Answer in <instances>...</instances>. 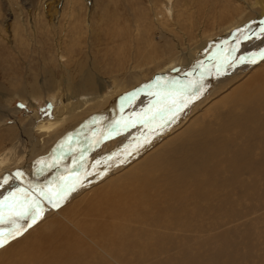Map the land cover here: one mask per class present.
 Instances as JSON below:
<instances>
[{
  "label": "rangeland",
  "instance_id": "374dc122",
  "mask_svg": "<svg viewBox=\"0 0 264 264\" xmlns=\"http://www.w3.org/2000/svg\"><path fill=\"white\" fill-rule=\"evenodd\" d=\"M263 12L264 0H0V215L22 202L12 177L28 196L45 178L37 198L55 204L25 196L27 215L9 217L31 220L0 264L58 248L79 264H264ZM246 50L261 55L249 68L234 57Z\"/></svg>",
  "mask_w": 264,
  "mask_h": 264
},
{
  "label": "bare ground",
  "instance_id": "6f19581e",
  "mask_svg": "<svg viewBox=\"0 0 264 264\" xmlns=\"http://www.w3.org/2000/svg\"><path fill=\"white\" fill-rule=\"evenodd\" d=\"M260 17H259V19L260 18H264V12L261 14V15H259ZM264 20V19H263ZM261 22V21H260ZM264 24V23H263ZM249 27V26H248ZM232 28V27H231ZM261 29V28H260ZM264 30V29H263ZM245 31H246V29H244V30H240L239 32H237L236 31V33H235V35H234V38H233V35H229V38L231 39V41H234V40H236L237 42L239 41V42H241V37H243L244 36V34H245ZM255 31V30H254ZM257 32V31H256ZM249 33V32H248ZM228 37V36H227ZM244 38V37H243ZM230 41V42H231ZM221 43V42H220ZM214 47V46H213ZM222 47L223 48H228V47H226V44L225 45H222ZM230 48V47H229ZM262 48L264 49V45L262 46ZM213 49V48H212ZM226 50V49H225ZM261 49H259V51H260ZM220 51H222V49L221 48H218V46H217V48L216 49H214V51H212L211 52V55H208V56H210L209 58L210 59H212L213 57H217L220 53ZM230 52V54L229 55H232V54H234V52H231L230 50L228 51V52H223V54H227V53H229ZM252 52V53H251ZM255 52H257V51H253V50H246V51H244V56H242L240 53H238L236 56H234L235 57V59H237L238 57H244V58H242V60H248V62H246V63H242V67L243 68H249L250 66H252V64L253 63H255L256 62V60L257 59H261V55L260 56H254V55H251V56H253V57H251V56H247V55H249V54H254ZM190 54V53H189ZM220 57H223V55H222V53L219 55ZM213 60V59H212ZM219 60H220V58H219ZM238 60V59H237ZM221 61V60H220ZM204 62V61H203ZM229 62V61H228ZM208 63V62H207ZM217 63H220V65L219 64H217ZM214 64H217L218 66H222L224 63L221 61V62H217V61H215L214 63H213V65ZM209 65V64H208ZM229 65V64H228ZM236 69H238V68H236ZM209 71H213V69L212 68H210L209 66H208V68H207V70L204 72V73H202V75L203 74H205L206 72H209ZM242 71V70H241ZM243 72V71H242ZM197 73V72H196ZM261 75L264 77V72H262L260 75L259 74H257L255 77H254V79H259V81H261L260 83H259V86H258V88H260V89H262V88H264V81H262V78H261ZM201 76V75H200ZM193 77H194V75H193ZM261 78V79H260ZM177 80V79H176ZM196 80V79H195ZM172 83V82H171ZM257 88V89H258ZM251 93V92H250ZM247 95V94H246ZM256 95H257V93H256ZM258 96V95H257ZM235 97V96H234ZM239 98L240 97H242L241 95L240 96H238ZM245 98H248V95L245 97ZM249 98H250V94H249ZM139 99V98H138ZM255 99V98H254ZM253 99V100H254ZM238 101H240V100H238ZM242 101H244V100H242ZM249 101V100H248ZM261 102H262V99L260 100ZM245 102V101H244ZM248 103V102H247ZM246 103V104H247ZM239 104H243V103H241V102H239ZM262 104V103H261ZM231 105H234V104H230V106ZM113 107V106H112ZM236 107V106H235ZM237 107H239V106H237ZM236 107V108H237ZM110 108V107H109ZM138 109V108H137ZM234 109V108H233ZM139 110V109H138ZM250 111V110H249ZM135 112V111H134ZM251 112V111H250ZM243 114H245V113H243ZM246 115V114H245ZM250 115H254V114H252V112H251V114ZM136 116V115H135ZM247 116V115H246ZM253 117V116H252ZM251 119V118H250ZM253 121H255L254 119H252ZM241 123V122H240ZM242 124V123H241ZM223 129V128H222ZM224 131H227V130H225L224 129ZM247 132V131H246ZM224 136H226V135H224ZM237 136V135H236ZM231 140V139H230ZM220 143V142H219ZM226 143V142H225ZM72 144V143H71ZM68 145V144H67ZM237 152V151H236ZM192 154V153H191ZM78 155V154H77ZM50 158V157H49ZM62 159V158H61ZM48 160V159H47ZM63 161H65V159L63 160ZM152 161H154L153 159H152ZM61 163L63 164L64 162H55V163H53L54 165H53V167H51V170L54 168V170L56 169V167H57V165L59 166V165H61ZM157 163V162H156ZM155 163V164H156ZM151 164V163H150ZM154 165V164H153ZM156 166H157V164H156ZM138 167V166H137ZM136 167V168H137ZM61 168H63L62 167V165H61ZM60 167H59V169H61ZM50 169V168H49ZM58 169V170H59ZM35 170V169H34ZM49 171V172H47V173H49L51 176L53 175V173H54V171L52 170V171ZM47 171H48V169H47ZM35 172H36V170H35ZM44 172H46V171H44ZM50 172H52V173H50ZM158 172V171H157ZM18 173V172H17ZM22 173V172H21ZM47 173H45L46 174V176H47ZM138 173H140V172H138ZM153 173V172H152ZM19 174V173H18ZM48 174V175H49ZM160 174V173H159ZM13 175V174H12ZM16 175V174H15ZM29 176V175H28ZM48 177V176H47ZM137 177H139V176H137ZM256 177V176H255ZM29 178H30V176H29ZM28 178V179H29ZM40 178H42V179H40ZM44 179L45 178H43V177H37V176H35L34 177V183L35 182H37L34 186H33V188H32V193H31V195L30 196H28V195H25L24 194V192L25 193H27L28 192V189L25 191V186L23 187L20 183H18L17 181H19V180H16L15 181V179H13V177L12 178H8L7 180L9 181V185H11L12 184V182H14V184H12L11 185V187H10V189L7 191L8 192V195H10L11 193H10V190H13V192H17V191H19V194H21V196L20 197H22V202H17V203H14L15 205H13V204H11L12 206L11 207H9L10 205H8V207L11 209L9 212H7V213H4L1 217H0V226H1V229H0V233H2L1 231H2V229H6V231L4 232V234H5V236H7V235H9V234H12V233H14L17 229H20L22 226H24V225H27L28 223H29V221L31 220V218H29V219H27V217L29 216H26V219H23V223L22 224H20L19 222H21V221H15L14 222V220L15 219H13V217L14 216H11V217H9L10 215H13V213H16V211H17V209L19 210L20 209V206H22V205H24V202L26 201L25 199H26V197L28 196V197H32V198H37V196H39V192L42 190V184H43V181H44ZM167 179V178H166ZM20 180H21V178H20ZM40 180V181H39ZM48 180V179H47ZM201 180V179H200ZM39 181V182H38ZM16 182V183H15ZM46 182V181H45ZM241 182V181H240ZM249 182V181H248ZM198 186V185H197ZM9 188V187H8ZM27 188H29V187H27ZM35 191H37V195H34L35 194ZM209 191V190H208ZM197 192V191H196ZM198 193V192H197ZM206 193V192H205ZM15 194V193H14ZM136 194V193H135ZM201 194H204V192L202 191V193ZM207 194V193H206ZM209 194H210V191H209ZM45 195V194H44ZM42 196V197H40V198H37L35 201H34V207H37L38 206V202H41L40 204H45V203H48V202H50V198H49V196L47 195V196ZM212 195H213V193H212ZM26 196V197H25ZM36 196V197H35ZM148 196V195H147ZM6 198H8V197H6ZM12 198V197H11ZM153 198V197H152ZM212 198H213V196H212ZM4 199V198H3ZM38 200H40V201H38ZM211 200V199H210ZM3 201V200H2ZM1 201V202H2ZM37 201V202H36ZM151 201V200H150ZM0 202V203H1ZM11 202V201H10ZM33 202V201H32ZM6 203V202H5ZM40 204H39V206H40ZM50 204H51V206H55V204H52L51 202H50ZM138 204V203H137ZM1 205H2V203H1ZM32 205V204H31ZM26 206V205H25ZM38 206V207H39ZM1 207V206H0ZM7 207V206H6ZM34 207H30L31 209H33ZM137 208V207H136ZM145 208V207H144ZM23 209V208H22ZM35 209V208H34ZM51 209H53V207H51ZM6 210V209H5ZM8 210V209H7ZM44 210V209H43ZM40 211H42L41 209H40ZM139 212V211H138ZM37 213H39V212H37ZM149 213V212H148ZM152 214V213H151ZM184 214V213H183ZM175 216V215H174ZM11 219V224H9V225H7V224H4V220H7V219ZM38 218V217H37ZM142 218V217H141ZM36 219V218H35ZM139 221V220H138ZM138 221H137V223H138ZM141 221V220H140ZM143 221V220H142ZM12 222H14V223H12ZM7 223H9V222H7ZM153 224V223H152ZM152 224H151V226H152ZM143 225V224H142ZM136 226V225H135ZM137 227V226H136ZM141 227V226H140ZM138 228H139V223H138ZM206 228V227H205ZM131 229V228H130ZM142 229V228H141ZM140 229V230H141ZM133 230H136L135 228L133 229ZM145 230V229H144ZM144 230H141L142 232H144ZM149 230H150V228H149ZM148 230V231H149ZM207 230V229H206ZM139 231V230H138ZM151 231V230H150ZM156 231V230H155ZM128 231H126V233H127ZM135 231H133V233H134ZM86 233V232H85ZM84 233V234H85ZM130 233H132V232H130ZM136 234H137V232H135ZM134 233V234H135ZM83 234V233H82ZM120 234H122L121 236H123V233H120ZM154 234V233H153ZM139 235V234H138ZM126 236V235H125ZM153 236V235H152ZM8 237V236H7ZM87 237H89V235L87 236ZM130 237V236H129ZM137 237H140V235L139 236H137ZM144 237V236H143ZM142 236L140 237V238H143ZM156 237V236H155ZM120 238V237H119ZM132 238V237H131ZM48 240H51V238L50 237H48L47 238ZM126 239H128L127 237H126ZM151 239V238H150ZM150 239H148V240H150ZM142 240V242H143V240L144 239H141ZM147 240V239H146ZM152 240V239H151ZM150 240V241H151ZM202 240V239H201ZM47 241V240H46ZM133 241V240H132ZM134 241H136V240H134ZM137 243L139 242V244H140V241H136ZM146 242V241H145ZM185 242V241H184ZM34 243V242H33ZM117 243V242H116ZM148 243V242H147ZM35 244V243H34ZM33 244V245H34ZM101 244H103L102 242H101ZM125 244V243H124ZM142 244H144L145 245V243H142ZM12 245V244H11ZM122 245V244H121ZM130 245V244H129ZM133 245V243L130 245V247L128 246V248H131V246ZM175 245V244H174ZM126 246H127V243H126ZM146 246V245H145ZM9 247V246H8ZM39 247V246H38ZM102 247H103V245H102ZM34 248H36V246H34ZM188 248H190V247H188ZM11 250V249H10ZM15 250V249H14ZM19 251H20V248L18 249ZM37 250V249H36ZM60 250H61V248H58L57 249V251H56V255L54 256V255H48L47 253H45V252H41L40 250V253H42V256H41V254H40V256H41V263L42 264H66L67 262H71V263H73L75 260H77L78 261V259H77V257H79V256H77V255H79V252L78 251H76L75 249H71V253L74 255V257H75V255H76V259L74 260V261H67L68 260V258H65V257H63L62 256V254L60 255L59 253H60ZM123 250H125V248H123ZM18 251V252H19ZM17 252V251H16ZM124 252H127V250H125ZM24 253V252H23ZM33 253V252H32ZM63 253V252H62ZM65 253V252H64ZM89 253V252H88ZM87 253V254H88ZM12 254V253H11ZM66 254H68L67 252H66ZM66 254H64V255H66ZM81 254V253H80ZM84 254H86L85 252H83V254L82 255H84ZM85 255V256H88V255ZM43 255H45V257L43 256ZM73 255H70V256H73ZM94 255V254H93ZM93 255L91 256V257H93ZM35 256V255H34ZM81 256V255H80ZM42 257H44V259L42 260ZM69 257V256H68ZM83 258H84V256H83ZM33 259V258H32ZM72 259H74V258H72ZM33 260H35V259H33ZM69 260H70V257H69ZM89 260V259H88ZM98 260V259H97ZM38 261H40V260H38ZM67 261V262H66ZM30 262H32V261H30ZM35 262V264H36V261H34ZM66 262V263H65ZM76 262V261H75ZM80 262V261H79ZM89 262H90V260H89ZM27 263H28V261H27ZM40 263V264H41ZM88 263V262H87ZM95 263H97V262H95ZM95 263H93V264H95ZM15 264H21L19 261L17 262V263H15ZM32 264V263H31ZM70 264V263H69ZM75 264H79V263H75ZM82 264H84V262L82 263ZM90 264V263H89Z\"/></svg>",
  "mask_w": 264,
  "mask_h": 264
},
{
  "label": "snow or ice",
  "instance_id": "6c2138e0",
  "mask_svg": "<svg viewBox=\"0 0 264 264\" xmlns=\"http://www.w3.org/2000/svg\"><path fill=\"white\" fill-rule=\"evenodd\" d=\"M17 216H24L27 215L26 211H21L16 213ZM33 220H35V216H33ZM20 231L17 230L16 235H20ZM14 238V237H11ZM8 243V237L5 236V234L0 233V247L5 246Z\"/></svg>",
  "mask_w": 264,
  "mask_h": 264
}]
</instances>
